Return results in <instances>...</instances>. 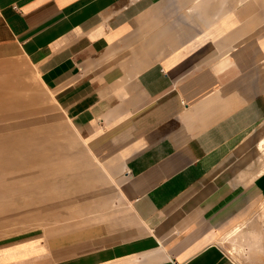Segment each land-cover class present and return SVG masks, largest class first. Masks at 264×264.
<instances>
[{
	"label": "crops",
	"instance_id": "1",
	"mask_svg": "<svg viewBox=\"0 0 264 264\" xmlns=\"http://www.w3.org/2000/svg\"><path fill=\"white\" fill-rule=\"evenodd\" d=\"M24 72L126 212L0 264H235L218 242L264 200V0H0V86Z\"/></svg>",
	"mask_w": 264,
	"mask_h": 264
},
{
	"label": "rangeland",
	"instance_id": "2",
	"mask_svg": "<svg viewBox=\"0 0 264 264\" xmlns=\"http://www.w3.org/2000/svg\"><path fill=\"white\" fill-rule=\"evenodd\" d=\"M2 86L12 94L0 96V204H9L1 207L7 214L0 222V246L41 234L32 232L38 229L54 235L119 223L116 218L126 211L117 210L112 186L92 184L96 170L92 179L89 168L73 167L95 161L86 147L67 124L44 120L47 98L36 77L24 72L3 79ZM218 244L235 264H264V200Z\"/></svg>",
	"mask_w": 264,
	"mask_h": 264
},
{
	"label": "bare ground",
	"instance_id": "3",
	"mask_svg": "<svg viewBox=\"0 0 264 264\" xmlns=\"http://www.w3.org/2000/svg\"><path fill=\"white\" fill-rule=\"evenodd\" d=\"M7 88H9V89H11V87H7ZM7 88H4L3 86L2 87H0V96L2 95V93L3 94H12V92H11V90L10 91H8V89ZM1 187V189H2V186H0ZM5 187V186H4ZM9 207V206H8ZM3 208H6L7 209V206H5V207H3ZM2 208V209H3ZM2 220V219H1ZM242 226H239V227H237L236 229H234V230H232L231 232H229L224 238H223V240L225 241V240H227V239H229V238H231L232 236H234L239 230H240V228H241ZM226 242V241H225Z\"/></svg>",
	"mask_w": 264,
	"mask_h": 264
}]
</instances>
